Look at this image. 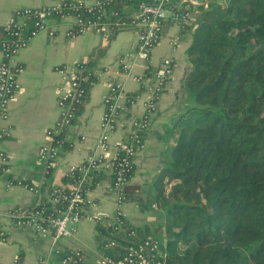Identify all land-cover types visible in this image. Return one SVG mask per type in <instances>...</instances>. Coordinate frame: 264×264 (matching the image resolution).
I'll return each instance as SVG.
<instances>
[{"label": "crops", "instance_id": "1", "mask_svg": "<svg viewBox=\"0 0 264 264\" xmlns=\"http://www.w3.org/2000/svg\"><path fill=\"white\" fill-rule=\"evenodd\" d=\"M63 1L68 0H0V29L3 31L2 27L12 18L25 22L19 16L24 9ZM69 1L90 3L93 0ZM224 1L168 0L171 11H189L190 17L183 28L170 19L165 21L159 42L151 53L148 71L141 61H134L128 73L120 71L118 58L134 53L137 45V31L131 26L118 29L108 38L92 30L68 38L66 32L72 22L49 17L46 25L52 34L49 31L39 33L18 52L15 62L19 66V90L6 108V118L0 119V150L7 156L11 169L10 174L0 176V264H58L59 254L72 249L81 250L87 264H94L106 254L101 248L102 241L114 242L108 229L118 210L132 231L127 234L130 241L140 242L157 235L165 215L156 206L154 183L166 167L175 121L191 106L183 90L189 71L190 27L199 8L206 9L211 3ZM134 10L125 9V13L132 14ZM163 58L172 59L173 76L155 99V110L143 133V148L134 157L133 173L127 184L138 186L139 194L125 195L118 207V192L110 189L111 173L103 169L92 175L88 191L91 204L81 215L75 234L53 241L49 236L41 237L31 229L17 227L7 213L33 207L37 198L23 187L9 183L21 180L36 187L43 182L44 191L66 185L64 178L68 168L84 163L93 154L101 134L103 99L110 83L117 81L124 88L120 97L123 103L129 94L135 98L130 105L125 104L126 109L109 136V148L103 156L111 160L115 155L114 147L124 143L131 131L130 120L143 114L145 103L151 98L152 72ZM77 63L88 64L95 81L86 89L80 112L61 133L63 145L56 165L43 180L37 158L41 147L48 142L46 131L54 127L59 117L58 99L65 84L58 69ZM99 227L105 229L106 236L99 232Z\"/></svg>", "mask_w": 264, "mask_h": 264}, {"label": "trees", "instance_id": "2", "mask_svg": "<svg viewBox=\"0 0 264 264\" xmlns=\"http://www.w3.org/2000/svg\"><path fill=\"white\" fill-rule=\"evenodd\" d=\"M148 1L119 0L112 8L127 19L125 9ZM198 11L183 83L191 106L175 121L154 183L164 224L134 243L117 217L120 229H108L114 245L102 241L101 248L116 258L148 240L158 241L164 264H264V0H225ZM85 69L86 90L95 76ZM134 98L129 94L127 105Z\"/></svg>", "mask_w": 264, "mask_h": 264}, {"label": "built area", "instance_id": "3", "mask_svg": "<svg viewBox=\"0 0 264 264\" xmlns=\"http://www.w3.org/2000/svg\"><path fill=\"white\" fill-rule=\"evenodd\" d=\"M117 1L119 0H93L86 3L68 0L56 5L24 9L19 16L23 17L25 22H17L12 18L2 27L4 38L0 40V119L6 118V108L19 90L17 80L19 66L15 62V57L33 37L49 31L46 25L49 17L72 22L66 32L68 38L81 35L88 30L108 38L118 29L133 27L138 35L135 51L117 60L123 73L130 72L134 61L143 62L148 71L151 53L159 42L165 21L170 19L183 28L190 17L189 11H171L168 0H149L132 14H128L127 19H123L118 10L112 8ZM48 33L52 34L51 31ZM58 71L65 82L58 99L61 111L54 127L46 131L48 142L41 147L37 158L43 180L56 165L58 152L63 145L61 133L70 126L75 117L76 105L81 103L86 95L82 84L89 75L85 73V63L61 67ZM172 76L173 61L170 58H163L152 72V83L149 88L151 98L145 103L143 114L130 120L131 131L127 134L125 142L116 145L114 157L107 160L103 154L109 148V136L115 130L119 117L126 109L125 104L128 103L127 99L125 103L120 100L124 91L123 85L112 81L103 99L101 134L91 157L80 165L70 166L66 177H69L71 182L63 186H53L49 193L48 190H43V182L36 187L21 180L10 182V186L23 187L37 198V203L33 207L17 208L7 213L13 223L19 228L33 230L38 236H49L53 241L75 234L81 215L91 204L88 191L92 175L103 169L111 173L110 189L118 192L119 207L124 199L122 189L128 184V177L133 171L134 157L143 148V133L149 127L151 115L155 110V99ZM10 170L7 156L0 150V176L10 174ZM63 189H66V192H63ZM117 217H121L119 210L113 220L114 230L120 229ZM110 245L113 246L114 242L111 241ZM58 264L87 262L81 250L72 249L59 254ZM94 264H164V254L159 250L158 241L146 240L139 245L128 246L119 257L105 254Z\"/></svg>", "mask_w": 264, "mask_h": 264}, {"label": "water", "instance_id": "4", "mask_svg": "<svg viewBox=\"0 0 264 264\" xmlns=\"http://www.w3.org/2000/svg\"><path fill=\"white\" fill-rule=\"evenodd\" d=\"M140 189L138 186H133V185H125L122 189L123 195H134V194H139Z\"/></svg>", "mask_w": 264, "mask_h": 264}]
</instances>
